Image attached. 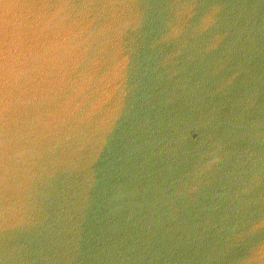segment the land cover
<instances>
[{"label":"clouds","instance_id":"1","mask_svg":"<svg viewBox=\"0 0 264 264\" xmlns=\"http://www.w3.org/2000/svg\"><path fill=\"white\" fill-rule=\"evenodd\" d=\"M0 264H264V0H0Z\"/></svg>","mask_w":264,"mask_h":264},{"label":"water","instance_id":"2","mask_svg":"<svg viewBox=\"0 0 264 264\" xmlns=\"http://www.w3.org/2000/svg\"><path fill=\"white\" fill-rule=\"evenodd\" d=\"M116 71H117V70L114 68V69H113V73H114V75H113V79H115ZM114 87H115V86L113 85L112 88H114ZM109 93H110V94H109V96H108V100H109V101H112V106L114 107L115 101L112 100V97L114 96L115 93L112 91V89H109Z\"/></svg>","mask_w":264,"mask_h":264}]
</instances>
